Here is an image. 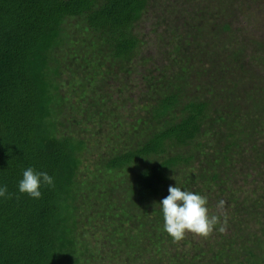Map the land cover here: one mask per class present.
Returning <instances> with one entry per match:
<instances>
[{"label":"trees","instance_id":"obj_1","mask_svg":"<svg viewBox=\"0 0 264 264\" xmlns=\"http://www.w3.org/2000/svg\"><path fill=\"white\" fill-rule=\"evenodd\" d=\"M256 18L264 0H0V187L19 196L0 197V264H259ZM145 19L161 58L137 72ZM29 167L54 179L38 200L19 193ZM169 186L226 231L174 241Z\"/></svg>","mask_w":264,"mask_h":264},{"label":"clouds","instance_id":"obj_2","mask_svg":"<svg viewBox=\"0 0 264 264\" xmlns=\"http://www.w3.org/2000/svg\"><path fill=\"white\" fill-rule=\"evenodd\" d=\"M54 187V179L47 172H37L29 167L23 171V178L19 181V193L27 194L32 199H41V187ZM168 195L161 202L164 231L174 240L181 241L186 233H192L199 237L207 238L219 225L218 231L223 233L227 228V217L225 215L223 222L221 216L209 214L207 207L208 200L206 196L188 190H182L179 186H169ZM0 197L12 199L15 193L8 191L7 185L0 187ZM225 201L220 200L217 209L224 214Z\"/></svg>","mask_w":264,"mask_h":264},{"label":"rangeland","instance_id":"obj_3","mask_svg":"<svg viewBox=\"0 0 264 264\" xmlns=\"http://www.w3.org/2000/svg\"><path fill=\"white\" fill-rule=\"evenodd\" d=\"M255 20V29L257 30H264V26L262 23L261 18H256ZM254 23V22H253ZM153 27L151 26L150 20L145 19L139 28V33L143 38V45L142 48L139 51V57H143L146 62L145 68L142 67V65L139 63L137 65V72L138 71H143L145 69H148V67H152L153 63H157L158 60L161 58V48L158 43L155 41L154 37V32H153ZM137 72H134V75L132 78H137ZM260 242L262 243V246L264 247V239H259ZM262 259L259 264H264V252H262Z\"/></svg>","mask_w":264,"mask_h":264}]
</instances>
